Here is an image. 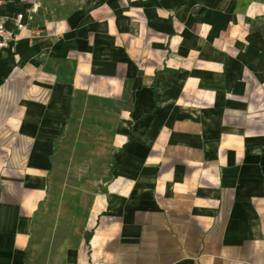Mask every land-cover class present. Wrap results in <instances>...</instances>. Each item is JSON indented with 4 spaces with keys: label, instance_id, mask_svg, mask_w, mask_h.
Returning <instances> with one entry per match:
<instances>
[{
    "label": "crops",
    "instance_id": "crops-1",
    "mask_svg": "<svg viewBox=\"0 0 264 264\" xmlns=\"http://www.w3.org/2000/svg\"><path fill=\"white\" fill-rule=\"evenodd\" d=\"M0 14V264H264V0Z\"/></svg>",
    "mask_w": 264,
    "mask_h": 264
},
{
    "label": "built area",
    "instance_id": "built-area-1",
    "mask_svg": "<svg viewBox=\"0 0 264 264\" xmlns=\"http://www.w3.org/2000/svg\"><path fill=\"white\" fill-rule=\"evenodd\" d=\"M5 0H0V10L2 6L4 5ZM36 6H33L31 9L28 10L30 13V18L32 17V13L37 11ZM25 14L19 13L16 18L17 27L19 29H23L26 27V24L24 23ZM14 33L12 30H10L6 25V20L3 16L0 14V50L9 48L11 46L12 41L14 40Z\"/></svg>",
    "mask_w": 264,
    "mask_h": 264
}]
</instances>
